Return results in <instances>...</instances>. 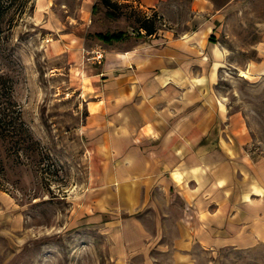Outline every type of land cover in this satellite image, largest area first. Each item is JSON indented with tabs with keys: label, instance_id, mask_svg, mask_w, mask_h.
<instances>
[{
	"label": "rangeland",
	"instance_id": "1",
	"mask_svg": "<svg viewBox=\"0 0 264 264\" xmlns=\"http://www.w3.org/2000/svg\"><path fill=\"white\" fill-rule=\"evenodd\" d=\"M138 1L113 8L117 17L111 18L99 0H28L16 16L0 69L13 79L14 100L40 143L0 138V264L116 261L110 256L123 240L95 227L91 220L98 217L86 213L92 146L82 131L88 96L81 67L102 70L106 49L152 41L191 44L192 65L175 71L191 76L193 105L201 95L219 102L229 121L242 125L251 160L264 167V74L258 65L264 63V0H199L209 4L205 11L194 0H159L148 8ZM146 17L157 28L154 35H138ZM115 31L129 37L106 43L94 36ZM65 43L70 49L62 51ZM94 50L104 51L100 63L88 60ZM247 68V77L241 75ZM171 252H152L154 263L173 264ZM192 253L197 264H264V243L213 253L195 245Z\"/></svg>",
	"mask_w": 264,
	"mask_h": 264
},
{
	"label": "crops",
	"instance_id": "2",
	"mask_svg": "<svg viewBox=\"0 0 264 264\" xmlns=\"http://www.w3.org/2000/svg\"><path fill=\"white\" fill-rule=\"evenodd\" d=\"M193 3L198 11L210 7ZM192 52L187 43L143 42L106 49L102 70L81 67L82 131L92 146L86 213L123 240L110 264H155L152 252L169 249L173 264H197L195 245L213 253L264 243L263 164L251 160L242 125L219 102L201 95L193 105L191 76L175 71L192 65Z\"/></svg>",
	"mask_w": 264,
	"mask_h": 264
},
{
	"label": "trees",
	"instance_id": "3",
	"mask_svg": "<svg viewBox=\"0 0 264 264\" xmlns=\"http://www.w3.org/2000/svg\"><path fill=\"white\" fill-rule=\"evenodd\" d=\"M28 0H0V54L7 52L10 35L16 23V16L23 14ZM100 4L106 7L105 15L111 18H116L114 9H119L130 2H117L114 0H99ZM97 3L92 6L94 11L97 8ZM140 33L138 35L151 36L157 31L151 18L146 17L139 27ZM94 36L106 43L121 41L129 37L127 31L115 32H96ZM0 138L3 140H10L16 145H22L28 141L31 146L38 145L30 131L28 125L24 121L22 110L14 100V82L7 72L0 69ZM35 155H40V152H35Z\"/></svg>",
	"mask_w": 264,
	"mask_h": 264
},
{
	"label": "built area",
	"instance_id": "4",
	"mask_svg": "<svg viewBox=\"0 0 264 264\" xmlns=\"http://www.w3.org/2000/svg\"><path fill=\"white\" fill-rule=\"evenodd\" d=\"M104 58V51L103 50H94L92 52L91 57L88 58V60H93L95 62H101Z\"/></svg>",
	"mask_w": 264,
	"mask_h": 264
},
{
	"label": "bare ground",
	"instance_id": "5",
	"mask_svg": "<svg viewBox=\"0 0 264 264\" xmlns=\"http://www.w3.org/2000/svg\"><path fill=\"white\" fill-rule=\"evenodd\" d=\"M249 73H250V68H247L246 70H242V71L240 72L241 75L246 76V77H247V75H248ZM262 73L264 74V71H262ZM255 190H256V192H259V189H258V188H256Z\"/></svg>",
	"mask_w": 264,
	"mask_h": 264
}]
</instances>
